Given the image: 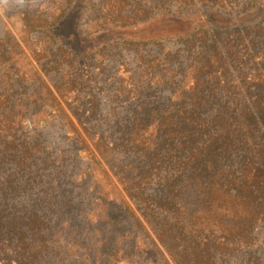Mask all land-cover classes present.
<instances>
[{
  "label": "trees",
  "instance_id": "16d2710c",
  "mask_svg": "<svg viewBox=\"0 0 264 264\" xmlns=\"http://www.w3.org/2000/svg\"><path fill=\"white\" fill-rule=\"evenodd\" d=\"M87 1L93 33L228 19L78 54L76 0L21 13L43 62L0 38V264H264V4Z\"/></svg>",
  "mask_w": 264,
  "mask_h": 264
},
{
  "label": "rangeland",
  "instance_id": "374dc122",
  "mask_svg": "<svg viewBox=\"0 0 264 264\" xmlns=\"http://www.w3.org/2000/svg\"><path fill=\"white\" fill-rule=\"evenodd\" d=\"M62 0H5V3L0 4V38H4V42H9V39L12 38V41L19 42L18 49L22 50V53L19 56L18 64H21L23 61L30 59L31 63L36 62L41 64L43 62L42 55H36L32 57L29 55L24 49V44L20 43V40H25V44H29L30 47H33L29 41H27L26 32L24 30V20L21 17V13L24 11H30L31 13H41L47 9L51 8V11L56 10L57 6L61 7ZM264 4V0H261V5ZM11 5H13L12 8ZM94 8L89 6L87 0H76V3L73 7L72 13L73 15L80 18L77 27H75V20L72 22L70 26L64 25L60 31L58 32L59 39L70 47L71 50L75 51L76 53H92L96 52L99 48L102 47L106 42L111 40H115L116 38L121 37H140L143 39H150V38H158V37H166L172 36L175 34H181L182 32L185 33L191 27L199 25L203 21V19L207 17L211 18H221L224 21L228 19V17L223 16L219 11L211 8H204L201 12L198 13L197 16L193 18H182L183 21L186 23L181 27H176L171 30H164L160 32L159 29L152 28V24L146 25L145 27H139V29L132 30L131 28L123 30L118 29L119 26L114 25H107L104 28L100 29L102 31L98 33H93L96 29L94 28V23L91 19L93 16ZM165 16H159L156 21L162 20ZM176 17V16H175ZM180 18V17H177ZM153 23V22H151ZM233 25H236V21L232 20ZM99 30V27H96ZM159 28V26H158ZM75 30L82 31L80 34H74ZM9 38V39H8ZM14 38V39H13ZM11 44V42H10ZM21 55L23 58H21ZM26 57V59H25ZM24 71V70H23ZM54 80L55 76L52 73L48 72L47 76H44V79ZM50 84V83H49ZM103 102H106L101 99ZM49 138L55 140L56 137L60 136L61 133L57 134V128L51 127L48 131ZM115 185V184H114ZM109 185L106 183H102L103 190L109 191L111 196H115L121 190L116 184Z\"/></svg>",
  "mask_w": 264,
  "mask_h": 264
},
{
  "label": "clouds",
  "instance_id": "9594fccd",
  "mask_svg": "<svg viewBox=\"0 0 264 264\" xmlns=\"http://www.w3.org/2000/svg\"><path fill=\"white\" fill-rule=\"evenodd\" d=\"M5 3V0H0V4Z\"/></svg>",
  "mask_w": 264,
  "mask_h": 264
}]
</instances>
